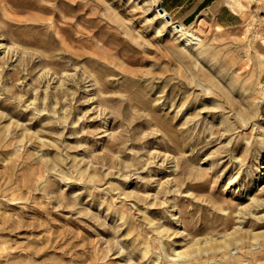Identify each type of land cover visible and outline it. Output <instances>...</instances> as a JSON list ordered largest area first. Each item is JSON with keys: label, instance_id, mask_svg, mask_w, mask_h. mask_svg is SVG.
Wrapping results in <instances>:
<instances>
[{"label": "rangeland", "instance_id": "1", "mask_svg": "<svg viewBox=\"0 0 264 264\" xmlns=\"http://www.w3.org/2000/svg\"><path fill=\"white\" fill-rule=\"evenodd\" d=\"M155 4L0 0V264H264V19Z\"/></svg>", "mask_w": 264, "mask_h": 264}, {"label": "crops", "instance_id": "2", "mask_svg": "<svg viewBox=\"0 0 264 264\" xmlns=\"http://www.w3.org/2000/svg\"><path fill=\"white\" fill-rule=\"evenodd\" d=\"M159 3L171 19L181 21L185 25L209 10L215 14L218 23L223 27L236 26L240 17V14L232 12L227 7L225 0H160ZM248 7L251 12L254 10L260 19H264V0H254ZM226 9L233 15L231 13L229 17Z\"/></svg>", "mask_w": 264, "mask_h": 264}, {"label": "bare ground", "instance_id": "3", "mask_svg": "<svg viewBox=\"0 0 264 264\" xmlns=\"http://www.w3.org/2000/svg\"><path fill=\"white\" fill-rule=\"evenodd\" d=\"M152 3L158 4L159 0H151ZM254 0H225L227 7L236 14H243L250 4ZM156 5V4H155ZM161 8H156V16L159 19H163L168 23L172 28V33L178 34V37L185 39L186 37H191L195 43L201 44L203 41V34L207 32L209 28L214 27L215 30L220 31L223 29V26L218 23L215 14L212 11H207L204 14L200 15L195 21L190 25H185L181 21H174L173 19L168 20L166 17L169 16L168 13L164 10L160 11ZM161 33V32H159ZM255 38L258 35H254ZM261 43L264 45V38L260 37ZM251 58L246 61V65H249ZM260 97L264 102V88L259 91ZM262 173V172H261ZM235 179L232 180V182ZM247 189V188H246Z\"/></svg>", "mask_w": 264, "mask_h": 264}, {"label": "water", "instance_id": "4", "mask_svg": "<svg viewBox=\"0 0 264 264\" xmlns=\"http://www.w3.org/2000/svg\"><path fill=\"white\" fill-rule=\"evenodd\" d=\"M160 11L163 12L164 10L161 8ZM166 18H167L168 20H171V17H170V16H167Z\"/></svg>", "mask_w": 264, "mask_h": 264}, {"label": "built area", "instance_id": "5", "mask_svg": "<svg viewBox=\"0 0 264 264\" xmlns=\"http://www.w3.org/2000/svg\"><path fill=\"white\" fill-rule=\"evenodd\" d=\"M157 7H158V8H162V7H161V3H159V4L157 5Z\"/></svg>", "mask_w": 264, "mask_h": 264}]
</instances>
